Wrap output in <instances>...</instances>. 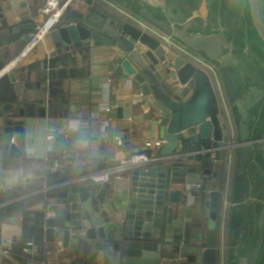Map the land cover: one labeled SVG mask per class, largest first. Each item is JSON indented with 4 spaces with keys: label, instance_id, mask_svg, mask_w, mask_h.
<instances>
[{
    "label": "water",
    "instance_id": "obj_1",
    "mask_svg": "<svg viewBox=\"0 0 264 264\" xmlns=\"http://www.w3.org/2000/svg\"><path fill=\"white\" fill-rule=\"evenodd\" d=\"M25 1L0 0V10L9 3L22 11L23 23L7 29L0 18V64L9 35L27 45L37 28ZM79 2L52 42L65 52L112 49L114 73L138 91L116 102L117 117L146 108L149 129L163 144L156 160L103 185L78 182L81 173L56 164V179L39 190L44 242H59L71 264H264V64L252 65L221 24L217 33L202 34L186 16L195 0ZM249 4L251 29L264 44L261 0ZM4 75L16 82L14 71L2 68ZM33 109L0 116V187L5 161L24 159L15 137L27 145ZM74 138L56 135L55 153H69ZM207 180L204 205L168 209L183 195L174 186Z\"/></svg>",
    "mask_w": 264,
    "mask_h": 264
},
{
    "label": "crops",
    "instance_id": "obj_2",
    "mask_svg": "<svg viewBox=\"0 0 264 264\" xmlns=\"http://www.w3.org/2000/svg\"><path fill=\"white\" fill-rule=\"evenodd\" d=\"M64 1L26 0V8L30 11L35 28L46 19L41 11L45 4L55 7ZM79 4V0H75L70 7L76 9ZM21 12L12 10L9 3L1 4L0 18L8 25L7 29L23 24L18 22ZM261 12L264 19V0H261ZM66 13L60 22L65 19ZM186 16L189 21L195 22L202 34L217 33L221 24L223 30L230 33L235 48L245 52L252 65L264 64V44L251 29L253 23L249 0H195V7L186 10ZM52 32L31 45H25L20 37L13 38L12 35L4 41L2 51L5 63L0 64V70L4 68L6 73L14 71L16 82L12 83L15 99L0 103V116L19 111L21 106L34 108L35 115L27 135V145L24 146L15 137V143L24 151V159L5 161L1 192L26 179L33 180L28 182L31 186L42 185V188L56 179V164L62 162L61 169L68 166L72 173L79 172L84 176L104 171L136 154H146L150 159L158 158L160 147L145 148L147 142L162 141L149 129L151 115L148 110L134 107L128 119L119 118L115 113L117 101L138 94V91L130 92L129 86L114 73L118 55H112V49L93 46L65 52L52 42ZM60 72L65 75L63 79L59 78ZM106 108H110L109 114ZM52 129L56 131L55 135L74 133L75 141L69 153H55L56 142L46 141V135ZM118 138L122 140L121 145L116 142ZM60 157L65 159L59 162ZM184 187L174 186L179 190ZM204 188L206 192L211 190V180L206 181ZM261 199L264 200V183ZM43 206V196L40 194L28 210L42 212ZM11 217L15 218L13 223L9 222V217L0 224V251L6 253L0 256V264H41L26 257L24 252L22 256H12V248L21 241L23 229L21 217ZM30 240L34 241L29 238L26 243ZM45 245L52 250L53 264H71L59 242ZM37 256L42 257V254Z\"/></svg>",
    "mask_w": 264,
    "mask_h": 264
},
{
    "label": "built area",
    "instance_id": "obj_3",
    "mask_svg": "<svg viewBox=\"0 0 264 264\" xmlns=\"http://www.w3.org/2000/svg\"><path fill=\"white\" fill-rule=\"evenodd\" d=\"M74 1L75 0H65L60 5L56 4L55 7L51 6V4H45L41 11L46 16V19L44 23L38 26L36 30L31 34V42L28 45L35 44L36 42L41 40L44 37V35L55 30L57 25L60 22L61 17L63 16L64 13L67 12V10L70 8V6L73 4ZM105 111L109 113L110 108H106ZM55 134H56L55 130L53 129L50 130L49 133L46 135V141H49V142L55 141V136H56ZM116 142L118 145L122 144V140L119 138L116 140ZM162 144H163L162 141H154V142L150 141V142L145 143V148H153V147L159 148L162 146ZM64 159L65 158L60 157L58 161L61 162ZM152 160H156V159H150L146 154L132 155L126 161H123L119 164L111 166L104 171H99V172L96 171V172H92L90 174L84 175L78 178L76 181L81 182V183L91 181L94 184H98V185H103L105 183L110 182L111 180L118 181L122 178V175L126 171L132 169L133 167H135L136 165H139L140 163H146ZM66 184L68 183H62L60 186H64ZM182 193L183 195L180 198L178 203L167 204L168 209L173 210L176 207H183L185 204H193V203L203 204L205 202V199L207 198L206 189L201 184L186 185L182 189ZM23 252L31 256H37L40 254L38 246L35 244L33 240H30L26 243V246L23 249ZM41 254L43 258L41 264H53L52 250L50 247L45 245ZM1 255H6V253L3 251H0V256Z\"/></svg>",
    "mask_w": 264,
    "mask_h": 264
},
{
    "label": "trees",
    "instance_id": "obj_4",
    "mask_svg": "<svg viewBox=\"0 0 264 264\" xmlns=\"http://www.w3.org/2000/svg\"><path fill=\"white\" fill-rule=\"evenodd\" d=\"M64 76V73H59L60 79H63ZM14 99L13 84L9 81L7 75H4L0 78V103L12 102ZM41 186H31L28 182L24 181L0 193V224L11 216H20L22 221V239L15 243L11 251L14 257L24 255L23 249L26 246V240L29 238L34 239L39 253L43 251L44 214L42 212L33 213L28 210L30 204L34 203L35 197L40 195L39 190Z\"/></svg>",
    "mask_w": 264,
    "mask_h": 264
}]
</instances>
